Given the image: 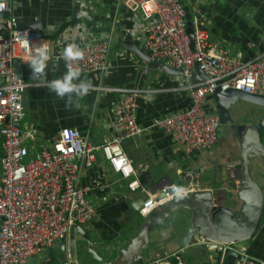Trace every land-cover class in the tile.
Instances as JSON below:
<instances>
[{
    "label": "crops",
    "instance_id": "obj_1",
    "mask_svg": "<svg viewBox=\"0 0 264 264\" xmlns=\"http://www.w3.org/2000/svg\"><path fill=\"white\" fill-rule=\"evenodd\" d=\"M182 1L189 11L200 3L206 14L205 27L211 40L221 43L232 57L242 61L264 59V0ZM7 2V14L11 17L24 23H42L43 34L51 43L54 55H62L69 44L84 45L102 37L112 41L107 68L98 73L81 75L82 80L91 82L92 88L88 95L73 96L71 100L58 97L49 88L50 81L62 77L67 71L64 60L48 61L45 75L40 78L33 76L30 63H23L24 82L33 85L23 95L24 127L37 133V141L32 143L34 146L29 145L31 157L39 145L55 143L65 128L80 131L95 146L103 145L118 134L114 108L121 97L108 89H129L139 96L137 123L144 132L133 140L125 141L123 147L134 168L143 172L139 179L147 191L129 192L127 181L112 173L102 153L98 154L92 168L84 163L79 166L81 185L92 189L89 198L97 207L96 217L80 227L105 264L117 261L129 241L138 235L147 219L140 212L142 203L153 195L152 189L165 179L172 180L174 185L192 187L193 194L210 193L214 202L231 211H236L248 201L243 195L241 140L245 131L257 126L264 117L263 108L237 101L230 110L235 123L221 125L215 147L188 153L185 147L174 142L171 135L153 127L160 119L190 109L192 101L185 78L154 69L125 47V44L132 43L147 54L145 39L139 34L145 19L141 13L128 10L126 0ZM80 8L91 12L99 28L110 31L93 34L84 20L75 26L73 13ZM119 34L123 35L124 43ZM205 108L210 113L219 114L217 103L210 98ZM262 143L264 146V132ZM1 157L0 137V160ZM252 177L264 191V164L256 156L252 158ZM193 218L192 210L180 208L163 222L154 224L150 229L148 245L131 264H177L178 259L184 264L244 263L239 256L221 250V247L227 249L229 246L201 241V235L194 230ZM63 240L64 243L60 240L42 256L33 259L31 264H103L87 252L88 245L80 233H70ZM236 248L243 251L240 255L245 259L264 262V215L254 237Z\"/></svg>",
    "mask_w": 264,
    "mask_h": 264
},
{
    "label": "built area",
    "instance_id": "obj_2",
    "mask_svg": "<svg viewBox=\"0 0 264 264\" xmlns=\"http://www.w3.org/2000/svg\"><path fill=\"white\" fill-rule=\"evenodd\" d=\"M197 3L189 11L192 16L194 42L187 32V10L182 0H126L125 7L143 15L145 23L139 30L144 49L152 61H161L182 70L192 105L188 111L155 122V128L172 136L175 143L193 151L210 150L218 142L221 120L205 105L217 89H235L249 95L264 96V59L242 61L232 57L219 42L211 40L205 27L206 14ZM8 12L7 0H0V13ZM15 19L7 22L6 33L0 37V137L2 157L0 178V264H31L65 239L73 226H84L97 215L90 201V187L81 185L80 163L92 168L102 153L116 176L127 181L129 192L147 190L141 184L123 144L144 132L137 123L138 94L121 88L108 91L120 95L114 108L118 134L100 146L93 145L80 131L65 128L52 145H39L30 156V147L37 133L24 127L26 117L23 95L33 86L20 80L15 60L30 63L43 51L48 61L64 60L54 55L51 43L43 33L29 34L14 30ZM83 58L73 62L81 75L104 71L111 51V38H95L77 45ZM208 77L193 81L196 67ZM192 187L172 185L161 193L150 195L141 208L148 217L162 206L193 194ZM201 241L210 244L201 236ZM161 264V263H154ZM177 264H184L178 259ZM243 264H264L245 259Z\"/></svg>",
    "mask_w": 264,
    "mask_h": 264
},
{
    "label": "water",
    "instance_id": "obj_3",
    "mask_svg": "<svg viewBox=\"0 0 264 264\" xmlns=\"http://www.w3.org/2000/svg\"><path fill=\"white\" fill-rule=\"evenodd\" d=\"M187 14V32L192 40V48L198 51V47L194 42V29L192 26V16L189 8H186ZM15 17H11L7 13H0V37L4 35L7 30V22ZM86 22L89 31L93 34H101L109 32L108 28H99L95 23L94 17L88 9H78L73 13V23L79 26L81 21ZM16 32L29 34H40L44 32V27L40 21L32 23H24L20 19H15ZM120 35V40L123 42V35ZM129 50L133 51L143 61L148 63L154 69H161L166 73L173 75H182L183 71L173 69L166 63L161 61H152L150 56L141 52L132 43L125 44ZM17 76L20 80L25 81V71L23 63L20 60L14 61ZM207 81L208 77L201 71L200 67H196V72L193 75V81ZM5 83L4 79H0V86ZM215 101L219 107V117L222 126L234 125L230 110L232 105L237 101L260 106L264 109V96L249 95L247 93L231 89L222 91L220 88L210 97ZM264 132V117L260 120L257 126L248 128L241 140V174L244 179L245 188L243 195L247 197L246 202L236 211H231L221 207L218 203L214 202L213 195L210 193H194L188 198L177 200L166 204L159 208L157 211L149 215L138 233V235L131 239L125 250L122 251L120 258L113 264H131L140 252L146 248L149 241L150 229L154 224H158L167 219L170 214L180 208H186L193 211V227L198 235L208 239L219 245L229 246L225 250L227 254L239 256L244 261L245 257L240 255L243 251L237 249L236 246L249 241L254 237L258 231L262 217L264 215V191L262 187L252 177V158L259 157L264 164V146L262 143V133ZM174 185L170 179H165L160 182L157 187L152 189V194L161 193L166 187ZM144 202V201H143ZM143 204V203H142ZM71 233L77 235L80 233L82 239L87 243V252L92 255L94 259L103 262L97 255L95 249L90 245L91 242L86 238L85 232L80 226H73ZM65 240H61L64 243ZM234 246V247H233ZM231 247V248H230ZM105 264V262H103Z\"/></svg>",
    "mask_w": 264,
    "mask_h": 264
},
{
    "label": "clouds",
    "instance_id": "obj_4",
    "mask_svg": "<svg viewBox=\"0 0 264 264\" xmlns=\"http://www.w3.org/2000/svg\"><path fill=\"white\" fill-rule=\"evenodd\" d=\"M62 57L67 71L62 77L49 82L50 90L58 97H67L69 100L73 96L83 97L88 95L92 88L91 82L82 80L80 70L73 67V62L83 58V51L76 44H69L63 50ZM48 59L49 57L43 51L32 57L30 67L34 77L40 78L45 75Z\"/></svg>",
    "mask_w": 264,
    "mask_h": 264
},
{
    "label": "trees",
    "instance_id": "obj_5",
    "mask_svg": "<svg viewBox=\"0 0 264 264\" xmlns=\"http://www.w3.org/2000/svg\"><path fill=\"white\" fill-rule=\"evenodd\" d=\"M65 27H67V25H65ZM65 29V28H64ZM54 40L56 39V37L53 38Z\"/></svg>",
    "mask_w": 264,
    "mask_h": 264
},
{
    "label": "rangeland",
    "instance_id": "obj_6",
    "mask_svg": "<svg viewBox=\"0 0 264 264\" xmlns=\"http://www.w3.org/2000/svg\"><path fill=\"white\" fill-rule=\"evenodd\" d=\"M250 104V103H249ZM249 107H251V109H253V106H249Z\"/></svg>",
    "mask_w": 264,
    "mask_h": 264
}]
</instances>
